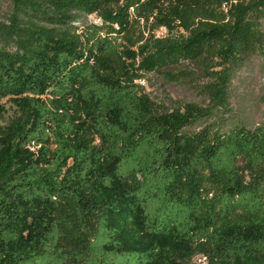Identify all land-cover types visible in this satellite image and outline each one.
Returning <instances> with one entry per match:
<instances>
[{"label": "trees", "instance_id": "1", "mask_svg": "<svg viewBox=\"0 0 264 264\" xmlns=\"http://www.w3.org/2000/svg\"><path fill=\"white\" fill-rule=\"evenodd\" d=\"M256 53L264 0H0V264H264V122L231 104ZM189 65L208 105L141 82Z\"/></svg>", "mask_w": 264, "mask_h": 264}, {"label": "rangeland", "instance_id": "2", "mask_svg": "<svg viewBox=\"0 0 264 264\" xmlns=\"http://www.w3.org/2000/svg\"><path fill=\"white\" fill-rule=\"evenodd\" d=\"M160 32L164 33L166 30L161 29ZM186 69L188 73L181 75L179 80H168L160 75H153L150 82L142 83L146 85L150 97L166 108L173 109L187 101L208 105V93L196 85L205 81V78L201 77V70L194 65H189ZM232 88V116L250 125L264 122V53L252 55L251 59L240 67ZM0 104L6 107L5 112L0 115V124H4L13 116L14 108L7 99L0 101ZM189 264H209V261L205 254L199 253L192 257Z\"/></svg>", "mask_w": 264, "mask_h": 264}, {"label": "built area", "instance_id": "3", "mask_svg": "<svg viewBox=\"0 0 264 264\" xmlns=\"http://www.w3.org/2000/svg\"><path fill=\"white\" fill-rule=\"evenodd\" d=\"M96 21H97V22H99V21H100V19H96ZM141 82H145V81H144V80H142Z\"/></svg>", "mask_w": 264, "mask_h": 264}]
</instances>
